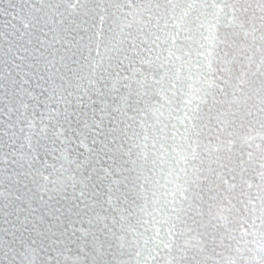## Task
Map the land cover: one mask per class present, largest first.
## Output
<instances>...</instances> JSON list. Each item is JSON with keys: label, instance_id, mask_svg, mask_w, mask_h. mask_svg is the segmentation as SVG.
<instances>
[{"label": "snow or ice", "instance_id": "6c2138e0", "mask_svg": "<svg viewBox=\"0 0 264 264\" xmlns=\"http://www.w3.org/2000/svg\"><path fill=\"white\" fill-rule=\"evenodd\" d=\"M0 15V264H264V0Z\"/></svg>", "mask_w": 264, "mask_h": 264}, {"label": "water", "instance_id": "95a60500", "mask_svg": "<svg viewBox=\"0 0 264 264\" xmlns=\"http://www.w3.org/2000/svg\"><path fill=\"white\" fill-rule=\"evenodd\" d=\"M8 2L9 0H0V8L6 7ZM10 2L17 3V2H22V0H10ZM105 2H107V0H105ZM176 2H185V0H176ZM4 19H6V17L0 15V24H2V21ZM0 30H2V28H0ZM3 47H4V42L2 39H0V59H3L2 57ZM93 55H95V52H93ZM0 68H2V64H0ZM236 131L241 135H245L248 133V125L245 124L243 127L238 126ZM5 191H6V186L0 183V193H4ZM69 191H71V189H69ZM45 199H47V196H45ZM3 202H4V198L2 195H0V207H2ZM0 227H3L2 214H0ZM77 227H79V225H77ZM0 235H2V233H0ZM225 255H227V253H225Z\"/></svg>", "mask_w": 264, "mask_h": 264}]
</instances>
